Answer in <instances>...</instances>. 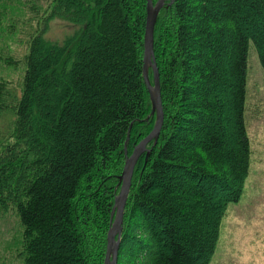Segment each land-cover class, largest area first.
<instances>
[{
  "label": "trees",
  "instance_id": "16d2710c",
  "mask_svg": "<svg viewBox=\"0 0 264 264\" xmlns=\"http://www.w3.org/2000/svg\"><path fill=\"white\" fill-rule=\"evenodd\" d=\"M44 1L45 22L78 28L62 42L38 32L21 62L4 59L26 68L20 94L0 79V120L12 116L0 214H17L22 264H105L127 158L156 123L147 0ZM172 1L154 33L164 125L135 167L117 264H210L250 173L248 56L253 42L264 71V0Z\"/></svg>",
  "mask_w": 264,
  "mask_h": 264
},
{
  "label": "rangeland",
  "instance_id": "374dc122",
  "mask_svg": "<svg viewBox=\"0 0 264 264\" xmlns=\"http://www.w3.org/2000/svg\"><path fill=\"white\" fill-rule=\"evenodd\" d=\"M6 1L7 18L0 32V79L12 82L20 94L25 61L14 68L4 59L12 57L21 62L38 32L51 41L62 42L78 27L59 19L45 22L48 4L44 0ZM35 4L43 7L39 14L31 9ZM245 121L252 149L250 173L241 200L228 207L210 264H264V71L253 42L249 46ZM11 128L12 116L7 115L0 120V138L8 136ZM21 234L15 210L1 213L0 264H22Z\"/></svg>",
  "mask_w": 264,
  "mask_h": 264
},
{
  "label": "water",
  "instance_id": "95a60500",
  "mask_svg": "<svg viewBox=\"0 0 264 264\" xmlns=\"http://www.w3.org/2000/svg\"><path fill=\"white\" fill-rule=\"evenodd\" d=\"M166 1L167 0H158V2L155 4L154 0H147L144 80L152 102V115H156V123L152 132L135 147L132 155L127 158L123 175L120 178L121 192L116 199L115 206L112 211L111 220L113 224L108 234V247L105 264H117L118 262L124 213L132 187V179L135 167L139 159L144 154H146V152L148 154L150 153L148 151L149 144L152 142L157 144L164 125L165 114L161 97L160 73L154 57V33L158 16L161 10L164 8ZM173 2L174 0L171 2V4ZM150 69L153 70V82L150 80L149 76Z\"/></svg>",
  "mask_w": 264,
  "mask_h": 264
}]
</instances>
